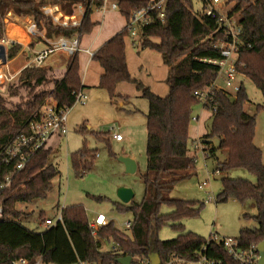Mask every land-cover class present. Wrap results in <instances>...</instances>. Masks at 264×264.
<instances>
[{
    "label": "trees",
    "instance_id": "obj_1",
    "mask_svg": "<svg viewBox=\"0 0 264 264\" xmlns=\"http://www.w3.org/2000/svg\"><path fill=\"white\" fill-rule=\"evenodd\" d=\"M235 1L233 12L240 14L242 24L237 66L264 96V0ZM90 2L0 0V41L5 37V20L10 10L36 22L37 30L42 32L44 29L48 38H73L78 33H90L95 25L90 18ZM79 3L88 7L81 27L59 25L44 10V6L52 4L59 6L65 14L72 15ZM95 3L100 2L95 0ZM146 4L147 0H118L119 10L126 19L133 10ZM165 13V23L153 19L141 27V34L143 47L160 52L169 67L166 78L170 88L168 95L154 93L148 85L132 76L126 57L127 25L93 55L104 70L99 87L108 92L112 101L129 99L116 94V86L120 82L135 84L149 101L147 170L143 174L145 194L139 203L133 200L129 204L115 203L118 211L133 214L131 236L118 229L113 221L101 226L97 237L94 236L91 220L82 204L65 206L62 210L63 222L41 231L31 230L19 222L26 211L20 210L18 204L46 198L53 189V180L60 175L59 168L51 161L54 149L45 145L14 175L12 186L2 196L4 218L0 221V264H11L13 259L20 257L32 261L42 257L56 264L79 259L97 264H120L118 259L127 255L132 256L133 264H138L149 259L154 252L160 255L162 264L175 258L188 263L196 262L203 255L223 264H243L211 236L205 238L193 231H185L183 220L200 217L204 202L171 196L176 185L197 174V160L190 149V126L194 107L202 103L195 92L208 87L218 77V67L202 59L220 57L214 45L224 38L225 33L216 20L195 10L193 0H168ZM152 37L159 38L160 42L152 41ZM41 41L39 34L33 36L29 47L34 48ZM22 49L21 43H10L9 58L16 57ZM58 71L51 66L29 65L18 76L19 86L13 84L9 87V97H18V103L9 101L0 93V154L15 137L29 133L33 121L43 118L49 99L55 102L58 109L74 106L76 93L84 88L79 52L69 56L61 76H55ZM15 87L25 88L26 94L20 95ZM248 101L244 83L235 99L224 92H215L211 104L205 105L206 110L212 112L211 127L201 138L208 145L209 156H215L218 149L228 151L226 160L220 163L221 170L242 169L256 177V182L244 177H223L222 190L216 196L217 202L230 199L241 203L255 202L256 215L245 214L244 217L254 219L257 225L242 228L236 237L243 249L258 246L264 241L263 151L255 143L257 115L246 111ZM102 135L97 133V136ZM214 139H218V146H215ZM95 158L96 154L86 145L72 153L71 161L77 175L83 176L90 171ZM95 199L104 200L103 197ZM164 205L173 207L174 211L164 214ZM46 218L42 211L41 227ZM165 226H171L181 234L171 240H161L159 233ZM102 241L110 245L114 243L119 252L102 250Z\"/></svg>",
    "mask_w": 264,
    "mask_h": 264
},
{
    "label": "rangeland",
    "instance_id": "obj_2",
    "mask_svg": "<svg viewBox=\"0 0 264 264\" xmlns=\"http://www.w3.org/2000/svg\"><path fill=\"white\" fill-rule=\"evenodd\" d=\"M193 1L195 10L201 12L202 0ZM237 15L240 17L239 13ZM29 20L30 18L18 16L10 10L5 20V41H0L6 45L7 49V60L5 63L0 60V93L13 103H18L19 98L9 97V87L13 84H15L13 86H19L17 81L20 72L25 67L34 64L35 47H29L30 42L23 43L13 38H6V27H10L11 23H16L26 32ZM42 30L45 32L44 29ZM26 33L28 34V32ZM38 34L40 35L39 31ZM14 41L21 43L23 49L16 57L10 59L8 55L9 44ZM38 49L36 46V50ZM69 56L68 53L57 50L49 56L43 66L54 67L51 64L55 66L66 64L67 66ZM59 71L55 72V76L62 75L63 71ZM242 80L249 95L246 111L252 115H257L255 143L263 151L264 160V96L250 78L243 76ZM130 84L129 86L133 87L134 91H138L136 85ZM86 88L91 89L88 86ZM16 89L20 95H25L27 92L22 87ZM106 93L104 98H94L88 100L86 104L77 102L68 110L69 131L62 135L59 145L53 148L54 154L51 157V161L60 170V175L53 180L52 191L44 199L18 204L20 210L26 211L19 222L27 228L35 231H41L44 228L40 226V213L42 211L47 217H55L63 206L82 204L85 206L90 220H93L99 213H103L108 221H113L118 229L131 236V229L127 228L125 224L127 221L133 220V214L118 211L115 208V203H130H124L118 198L117 191L121 186L131 188L134 191L133 201L137 203L141 202L144 197L143 174L147 170L149 101L143 96L129 95L133 106L126 105L121 108L118 101H112L107 91ZM54 103L52 99L48 100V104ZM258 106L261 107L258 109ZM201 111L202 105H196L193 115L200 114L202 117ZM198 122H191V134L195 132L193 125ZM211 123L212 119H209L205 124L208 130ZM115 132L120 133L124 140L117 141L114 139L113 134ZM97 133L103 135L97 136ZM214 143L215 146H218V139H214ZM84 145L96 154V158L93 168L81 176L77 175L73 167L71 155ZM191 153H194L193 149H191ZM123 156L131 157L137 162L136 172L129 173L126 171L125 163L120 159ZM227 156L228 151L224 149H218L215 156L209 157H205L202 151L198 152L197 174L174 187L171 193L172 197L205 203L200 217L183 220L185 231H193L205 238L210 235L238 237L242 228H252L257 225L254 219L244 217L245 214L256 215L257 209L254 201L244 203L233 199L224 202L216 201L217 194L222 190L223 177H244L256 182V177L245 170L235 169L229 172L221 170L220 163L224 162ZM217 168L221 170L220 173L215 172ZM205 180L209 181V185L200 187V184ZM95 197H103L104 200L98 201ZM172 211H174L173 207L168 205L162 207L164 214ZM180 234V231L171 226H165L160 231L159 237L161 240H171ZM109 249H111L110 244H102V250L107 251ZM188 264L197 263L189 262Z\"/></svg>",
    "mask_w": 264,
    "mask_h": 264
},
{
    "label": "built area",
    "instance_id": "obj_3",
    "mask_svg": "<svg viewBox=\"0 0 264 264\" xmlns=\"http://www.w3.org/2000/svg\"><path fill=\"white\" fill-rule=\"evenodd\" d=\"M101 5L95 3V0H91L88 6L92 11L93 9H113L119 10L118 0H100ZM168 0H147V4L143 7H139L133 10L127 18V37L137 40H143L141 34V27L148 24L153 19L160 20L162 23L166 22L165 7ZM235 0H202L203 14L216 20L219 27L223 28L225 36L219 40L214 47L219 51L220 57L218 58H203L202 61L213 64L218 67V77L208 87L197 90L195 95L201 101L203 110H206L205 105L211 104L212 95L215 92H224L230 96L231 99H235L241 89L244 76L238 69L237 61L239 57V47L242 43L241 33L242 24L240 17L236 12H233L235 8ZM86 5L79 3L75 8V13L72 15L65 14L61 8L57 5L48 4L44 6L46 14L50 15L53 21L59 25L65 27H81L84 14L88 8ZM28 34L33 37L38 35L37 24L33 20L29 22L27 26ZM81 37L82 34L78 33L73 38H67L59 36L51 41L47 47L37 51L34 57V64L37 66L43 65L49 56L57 50L68 53L70 56L78 53L81 50ZM3 41H5L3 39ZM8 43V41H6ZM86 104L87 96L80 90L76 93L75 103ZM68 108L58 109L56 105H47L44 110V116L41 120L33 121L30 124V132L22 133L15 137L0 154V221L4 218V206H3V194L12 186L14 175L20 172L29 162L33 154L47 145L48 141L56 134L63 135L68 133ZM211 112V111H210ZM212 113V112H211ZM199 120L197 115L192 116V121ZM113 137L116 140H121L123 136L115 132ZM202 137H196L192 140L191 149L194 150V155L197 160V153L201 152L205 157L209 156L208 145L203 142ZM220 173L218 168L215 171ZM209 185V181L205 180L200 184V187ZM65 206L61 207L59 213L55 217L46 218L43 227L48 228L56 225L59 222H63L62 210ZM108 220L105 215L98 214L93 220L90 221V226L93 229L94 236L97 237L98 229L107 224ZM132 220L127 221L125 226L129 229L132 227ZM211 239L222 244L229 254L233 258L243 264H259L260 254L258 246H252L247 249H243L239 246L238 239L236 237H218L216 235H210ZM103 242V241H102ZM111 251H117V247L114 243L111 245ZM121 254V253H119ZM197 264H223L222 261H217L207 256H201L197 261ZM11 264H56L54 262H47L42 257L36 260H30L25 257L13 259ZM66 264H97L87 260L79 259L72 263ZM133 264V263H131ZM138 264H151L150 259L141 260ZM167 264H188L183 259L175 258L169 261Z\"/></svg>",
    "mask_w": 264,
    "mask_h": 264
},
{
    "label": "crops",
    "instance_id": "obj_4",
    "mask_svg": "<svg viewBox=\"0 0 264 264\" xmlns=\"http://www.w3.org/2000/svg\"><path fill=\"white\" fill-rule=\"evenodd\" d=\"M99 2L100 3L98 5H101L102 2L100 0ZM90 18L92 23H94L95 25L90 33L82 35L81 50L79 51L80 74H81L82 84L84 86L83 92L87 96V102L88 100H93L94 98H104L107 95L105 89L103 90L102 88L99 87L100 78L104 70L103 67L100 65V63L93 59L94 53L105 42H107L115 34L120 32L127 24L126 17L123 16L120 10L117 9L101 10L95 8L91 13ZM116 20H118V22H116ZM29 21H31V19ZM14 25L17 24L11 23L10 27L8 28L6 27V38H10L8 34L11 32L12 26ZM40 36L42 37L43 41L37 43L36 46L39 49L36 50L35 47V51H34L35 53L47 47V45L51 41L57 38V36L54 38H48L45 32H40ZM29 39H30L29 42L31 43L32 37L29 36ZM125 40H126V57H127L128 67L133 77L141 80L146 85H148L154 93L160 96L168 95L170 88L169 85L166 83V78L169 73V67L164 63L162 54L154 49L144 48L141 40H137L130 37H126ZM151 40L156 43L160 42V39L157 37H152ZM51 65H53L56 69L60 71L66 70V64L63 66L60 65L55 66L54 64ZM129 85H131L129 82L118 83L116 86V94L122 96H128V97L129 95L142 97V94L138 89H137L138 91H134V88L130 87ZM86 86H88L91 89L90 90L88 88L85 89ZM117 101L121 106V108H124L126 105H129V107L133 106L130 97L129 99L119 98L117 99ZM53 105H55V103ZM200 113L202 114V117L200 114L197 115L199 117L198 120L199 122L193 125V129L195 132L191 134L190 131V137L192 140L196 137H203L208 133V129L205 124L207 120L211 119L212 113L208 110H203V108ZM190 130H191V126H190ZM61 137L62 135L59 134L54 135L48 141L47 147H50L52 149L55 148L56 145H59L61 141ZM123 140L124 137L121 140H117V141H123ZM99 214H103V213H99ZM105 243L106 242H103V244Z\"/></svg>",
    "mask_w": 264,
    "mask_h": 264
},
{
    "label": "water",
    "instance_id": "obj_5",
    "mask_svg": "<svg viewBox=\"0 0 264 264\" xmlns=\"http://www.w3.org/2000/svg\"><path fill=\"white\" fill-rule=\"evenodd\" d=\"M0 47L2 48V53H0V56L5 55L6 57V45L3 43H0ZM7 60V57H6ZM126 166V171L129 173H134L137 171V162L128 156H123L120 158ZM118 197L120 198L121 201H123L124 203H129L131 202L132 198L134 197V191L131 188L128 187H120L118 189ZM258 251L260 254V259H259V264H264V241L260 242V244H258ZM149 259L151 261V264H162V260L160 255L157 252L152 253L149 256ZM118 262L120 264H131L132 263V256H121L118 259Z\"/></svg>",
    "mask_w": 264,
    "mask_h": 264
},
{
    "label": "bare ground",
    "instance_id": "obj_6",
    "mask_svg": "<svg viewBox=\"0 0 264 264\" xmlns=\"http://www.w3.org/2000/svg\"><path fill=\"white\" fill-rule=\"evenodd\" d=\"M8 36L10 38L15 39V40H19V41H21L23 43H28L29 40H30L29 36L27 35V33L24 32L23 29L21 27L17 26V25L12 26V30L8 34ZM1 51H2V48L0 47V53H2ZM0 60H2L3 63H5V60H6L5 55L0 56Z\"/></svg>",
    "mask_w": 264,
    "mask_h": 264
}]
</instances>
